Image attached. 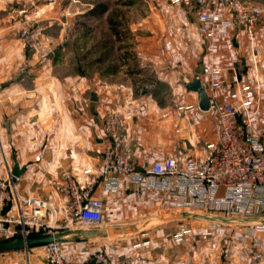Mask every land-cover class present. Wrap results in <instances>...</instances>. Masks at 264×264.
<instances>
[{
    "label": "crops",
    "instance_id": "crops-1",
    "mask_svg": "<svg viewBox=\"0 0 264 264\" xmlns=\"http://www.w3.org/2000/svg\"><path fill=\"white\" fill-rule=\"evenodd\" d=\"M243 1L264 10V0ZM9 3L0 0V179L7 166L13 169L18 160L24 168L20 177L14 176L20 195L53 202L57 191L52 180L60 183L64 170L72 172L82 185L89 183L90 175L98 173L102 165L104 115L113 101L123 104L133 164L138 170L151 166L160 154L181 157L184 164L202 160L216 133L208 122L210 112L199 106L198 93L183 83L196 74H200L211 104L237 105L248 90L254 91L261 108L253 123L264 137V20L253 40L243 29H232L213 42L206 39L203 66L188 72L186 66L177 65L176 57L183 58V42L189 40V68L197 64L199 24L183 6L169 0L140 3L149 11L137 18L134 9L139 3H123L124 32L119 30L121 24L107 18L105 35L87 31L82 24L72 31V18L65 8L56 10L55 1L39 4L38 0L35 14ZM14 10L27 13L14 17ZM86 13L77 12L78 21ZM96 13L90 11V16ZM34 17L51 36L49 54L26 47L19 39L22 26ZM159 192L158 188L138 192L128 176L120 178L115 191H105L100 184L94 194L104 200L101 228L123 232L90 240L91 249L105 250L117 261L138 252L154 264H187L179 247L190 243V235L182 242L172 238L179 249L167 250V239L161 234L166 223L187 224L208 216L193 210L166 212L155 202ZM239 222L236 228L245 231L249 222ZM253 234L254 240H242L246 237L237 234L238 260L232 257L233 249L226 240L228 260L224 264H264V231L256 228ZM74 240L85 252L65 246L64 254L83 262L89 252ZM16 254L14 250L1 252L0 264L18 261L21 257Z\"/></svg>",
    "mask_w": 264,
    "mask_h": 264
},
{
    "label": "built area",
    "instance_id": "built-area-1",
    "mask_svg": "<svg viewBox=\"0 0 264 264\" xmlns=\"http://www.w3.org/2000/svg\"><path fill=\"white\" fill-rule=\"evenodd\" d=\"M169 1L195 16L202 35L211 42L232 29L245 30L253 40L258 25L264 20L262 8L250 7L243 0ZM19 39L26 47L42 54L53 50L51 36L37 17L22 26ZM260 108L252 90L237 105L214 102L208 122L216 138L207 145V154L202 160L184 164L181 157L160 154L151 166L138 170L133 164L123 104L113 101L104 115L102 165L98 173L90 175L87 185L64 170L60 183L52 180L57 191L53 202L38 196H22L12 168L7 166L6 175L0 179V238L101 228L104 200L102 196H95L94 191L100 184L105 191L117 190L122 176H128L138 192L158 188L155 202L166 212L193 210L196 214L214 213L225 216L223 221L237 222L253 217L257 219L256 228L264 231V137L253 123ZM151 180L160 182L155 185ZM221 220L209 221L203 231L211 234L224 224ZM195 232L196 228L181 223L173 239L182 242ZM78 243L84 244L89 252L83 262L68 261L62 241H55L39 248L14 250L23 258L12 264H36L32 260L35 250H41L37 258L45 264H154L151 258L138 252L117 261L105 250L91 249L90 240Z\"/></svg>",
    "mask_w": 264,
    "mask_h": 264
},
{
    "label": "rangeland",
    "instance_id": "rangeland-1",
    "mask_svg": "<svg viewBox=\"0 0 264 264\" xmlns=\"http://www.w3.org/2000/svg\"><path fill=\"white\" fill-rule=\"evenodd\" d=\"M46 1H55V8L57 9H64L68 16L72 18V31H75L77 28H79V24L86 25V30L87 31H92L96 32L99 34H104L106 33L105 31V20L108 18H112L109 21H113L114 23H119L121 24L122 21L126 24L125 20V9L122 8L123 3L125 2H132L134 1L135 3H139L136 5L134 11L135 15L134 18L140 17L143 12H148L147 6L146 9L143 8V6L140 3H146V2H159V1H168V0H39V4L42 2ZM10 2V5H21L22 7H26L25 9H29L32 11L34 14L37 11V3L38 0H8ZM106 6L108 10L101 11L102 7ZM92 8V9H91ZM28 10V12H29ZM86 10V17H81L82 19L78 21L80 18L76 16L77 12ZM97 10L99 13L92 14L90 16V11ZM44 26L42 22H40ZM45 27V26H44ZM121 29L120 32H124V26L122 24L120 25ZM123 28V29H122ZM200 30V28H199ZM46 31V27H45ZM47 32V31H46ZM48 34V32H47ZM107 34V33H106ZM198 46H199V54H198V62L197 64L193 63V68L190 69V41L184 39V56L183 58L181 57H176V62L177 65L181 66H186L188 68V72H192L194 70H198L203 66V60H204V55L205 51L207 48L208 41L204 38L202 35L201 31L199 32V37H198ZM194 59V57H193ZM190 67V68H189ZM205 216V215H204ZM223 215H217V214H209L207 220H202V219H197L194 221H190L191 223H187L189 227H194L196 228V232L193 235H190L188 238L189 243L185 247H179L175 245L174 241H171L173 238V234L178 230L179 225L177 222H172V223H166L165 229L163 230L164 235L161 234V237H165L166 240V245H168L167 250L179 249L180 253L179 255H183L184 258V263H192V261H196L197 264H224L228 260V255L226 254V240H227V245H230V247L235 251H237L238 245H237V234H240L242 240H254L255 235L253 234V231L256 229L255 227L257 219L256 218H248L247 221L249 222V225H244L246 230L243 231L242 229L244 227H241V229H237L236 226H239L238 220H230L227 219L225 221L221 220L223 219ZM219 219L221 220L224 224L221 225L219 230H214L211 234L205 233L203 230L206 228L207 223L209 221ZM157 232V231H155ZM64 233L70 234L69 237L65 238L62 240V248H63V253H64V248L65 246H69L71 250L76 251V253H83L85 252V249H82L83 245L76 244V240H74V235L73 232L69 231V229L64 230ZM236 233V234H234ZM156 235V234H155ZM138 236H142V233H139ZM157 236V235H156ZM248 236V237H247ZM239 238V236H237ZM121 238V237H118ZM141 238V237H140ZM251 238V239H249ZM187 239V237L185 238ZM184 239V240H185ZM110 240V239H108ZM183 240V241H184ZM254 242V241H253ZM255 243V242H254ZM255 245V244H254ZM81 247V248H80ZM167 247V246H166ZM232 250V257L234 259L238 260L239 252L233 251ZM41 250H35L32 253V260L35 262H38L40 264H43L42 262L39 261L37 258L39 255H41ZM19 257L23 258L21 254H16ZM65 255V254H64ZM66 256V255H65ZM67 257V256H66ZM68 261L74 262L71 258H68ZM232 261V260H231ZM75 263V262H74ZM233 263V262H232ZM231 263V264H232ZM236 264H238L236 262Z\"/></svg>",
    "mask_w": 264,
    "mask_h": 264
},
{
    "label": "water",
    "instance_id": "water-1",
    "mask_svg": "<svg viewBox=\"0 0 264 264\" xmlns=\"http://www.w3.org/2000/svg\"><path fill=\"white\" fill-rule=\"evenodd\" d=\"M27 13L24 10H14L11 16H23ZM184 85L198 93L199 106L203 111H209L211 108V101L206 88L203 85L200 74H196L192 80L183 79ZM24 173V168L19 166L18 160H15V165L12 169L13 176L20 177ZM123 232L121 229L115 228H97V229H82L74 232V238L78 241L92 240L100 237L116 236ZM66 233H35V234H16L0 238V253L7 250H29L46 246L55 241H62L69 237Z\"/></svg>",
    "mask_w": 264,
    "mask_h": 264
},
{
    "label": "trees",
    "instance_id": "trees-1",
    "mask_svg": "<svg viewBox=\"0 0 264 264\" xmlns=\"http://www.w3.org/2000/svg\"><path fill=\"white\" fill-rule=\"evenodd\" d=\"M105 9H106V7L104 6L103 9H102V11H105Z\"/></svg>",
    "mask_w": 264,
    "mask_h": 264
}]
</instances>
